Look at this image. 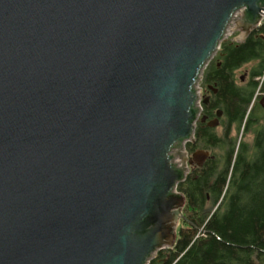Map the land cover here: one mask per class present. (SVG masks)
Masks as SVG:
<instances>
[{
	"label": "water",
	"instance_id": "obj_1",
	"mask_svg": "<svg viewBox=\"0 0 264 264\" xmlns=\"http://www.w3.org/2000/svg\"><path fill=\"white\" fill-rule=\"evenodd\" d=\"M263 18L264 0H0V264L172 247L177 185L211 157L185 150L201 73Z\"/></svg>",
	"mask_w": 264,
	"mask_h": 264
},
{
	"label": "trees",
	"instance_id": "obj_2",
	"mask_svg": "<svg viewBox=\"0 0 264 264\" xmlns=\"http://www.w3.org/2000/svg\"><path fill=\"white\" fill-rule=\"evenodd\" d=\"M256 36L235 45L222 40L220 65L210 60L201 74L203 83H216L212 108L222 112V136L196 121L195 148L219 149L201 168L186 174L177 191L185 199L172 247L160 249L148 264H264V19ZM212 59V58H211ZM251 63L249 79L238 85L235 70ZM253 101V102H252ZM235 126L251 140L230 139Z\"/></svg>",
	"mask_w": 264,
	"mask_h": 264
},
{
	"label": "flooded vegetation",
	"instance_id": "obj_3",
	"mask_svg": "<svg viewBox=\"0 0 264 264\" xmlns=\"http://www.w3.org/2000/svg\"><path fill=\"white\" fill-rule=\"evenodd\" d=\"M260 23L258 25H255L252 29H250L249 32L247 34H245L242 38H240V40L238 42H235V41H232V40H229V41L230 42H233L235 45H237L239 43H244L248 38H250V36H253V35L256 36L257 35V34H255V31L258 29V26L260 25ZM219 55H223L222 54V49H220V48L217 50V52L215 53V55H214V57L212 59L213 62H215V64L217 65V67L220 65V60L218 59L219 58L218 57ZM247 64H251V63H247ZM237 70H235L234 72H236ZM248 75H249V73H248ZM240 78L242 79V77H240ZM199 93H200V97H201L202 103H201V112H200V114L198 116V120L197 121H199L200 124L203 127L212 128V127L207 126V122L209 120L213 119V118H216L218 111L221 112V110L219 108L213 109L212 108V103H211L212 100H213V98L218 94V89H217L216 83L214 81L212 83H203L202 85H200ZM201 117H204L205 118V120L203 122L200 121ZM221 117H222V112H221L220 116L217 117V119H218L217 126H219V124H220V118ZM213 128H215V127H213ZM186 152H187L188 156L190 157V154L192 152H194V150L193 151H190V153L187 150H186ZM209 155L211 156L210 158L213 157L210 154V151H209ZM205 162H206V160H205ZM204 163L202 164V166L204 165ZM202 166L199 167V166H196L194 164L193 166H190L189 172H193L196 168H201Z\"/></svg>",
	"mask_w": 264,
	"mask_h": 264
},
{
	"label": "rangeland",
	"instance_id": "obj_4",
	"mask_svg": "<svg viewBox=\"0 0 264 264\" xmlns=\"http://www.w3.org/2000/svg\"><path fill=\"white\" fill-rule=\"evenodd\" d=\"M237 35H238V30L234 29L233 31L227 33L223 40H232V41L238 42L240 39L237 40V41L235 40ZM215 53L212 55V59H213ZM212 59H210V60H212ZM251 66H252V64H245V65H243L240 69H238L235 72V79H236V82H237L238 85H242V84H244V83H246L248 81L249 76H248L247 72L249 71ZM240 77H242V79ZM200 81H201V76H200ZM200 85H201V83H200ZM256 96H260V98L258 99V101H259L264 96V92L256 91ZM214 132H215V134L217 136H222V134L224 132V126H222V125L216 126L214 128ZM229 138L230 139H235V140H237V142L240 141V140H244V141H250L251 140L250 134H247V135L243 136L242 135V129L237 130L235 128V126H233V128L231 129V132L229 134ZM197 149H202V148H200V147L199 148H195V150H197ZM208 150L210 151V154L215 155V157L219 160V158H220V156L222 154V152L219 149H208Z\"/></svg>",
	"mask_w": 264,
	"mask_h": 264
},
{
	"label": "built area",
	"instance_id": "obj_5",
	"mask_svg": "<svg viewBox=\"0 0 264 264\" xmlns=\"http://www.w3.org/2000/svg\"><path fill=\"white\" fill-rule=\"evenodd\" d=\"M255 97H256V94H255L254 97H253V101H254ZM200 101H201V100L199 99V103H198L199 106H200ZM253 101H252V102H253Z\"/></svg>",
	"mask_w": 264,
	"mask_h": 264
},
{
	"label": "clouds",
	"instance_id": "obj_6",
	"mask_svg": "<svg viewBox=\"0 0 264 264\" xmlns=\"http://www.w3.org/2000/svg\"><path fill=\"white\" fill-rule=\"evenodd\" d=\"M218 49H219V48H218ZM205 67H206V66H205ZM202 72H203V71H202ZM201 74H202V73H201ZM200 82H201V81H200ZM200 100H201V97H200ZM201 103H202V102L200 101V107H201ZM176 190H177V188H176Z\"/></svg>",
	"mask_w": 264,
	"mask_h": 264
}]
</instances>
